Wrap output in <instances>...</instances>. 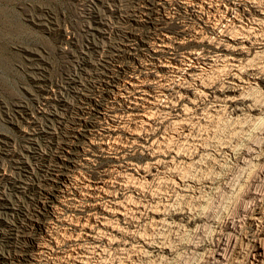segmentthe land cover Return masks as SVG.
<instances>
[{
    "label": "rangeland",
    "instance_id": "obj_1",
    "mask_svg": "<svg viewBox=\"0 0 264 264\" xmlns=\"http://www.w3.org/2000/svg\"><path fill=\"white\" fill-rule=\"evenodd\" d=\"M263 4L264 0H0V264L16 263L12 259L24 254L32 260L22 264L76 263L62 250L63 246L47 250L39 263L35 244H50L43 233L36 231L32 241L22 240V236L35 230L31 222L37 223V217L33 215L40 213L45 218L41 215L44 202L41 194L50 188L46 180L54 173L50 169L54 164L55 147L71 136V126L81 127L79 119L84 108L94 109L106 102L105 106L115 105L113 108L121 114L130 106L128 98L117 99L112 104L101 99L100 94L106 92L101 83L128 86L126 79L132 76L148 82L161 75L165 85H186L190 90L184 100L176 98L178 89L164 92L167 98H161L163 101L170 98L169 105L174 108L188 105L184 121L190 120V131L182 136L183 141L172 133L170 120L158 107L159 110L154 109L158 111H154L156 122L152 128L143 126L138 118L124 117L125 127L129 129L125 128L126 131L133 132L136 129L133 127H139L135 133L140 142L129 147L123 141L126 135L120 132L122 142L119 143L126 146L121 155L111 147L103 154L97 152L99 157L87 164L80 150H91L87 144L93 135L85 131L88 135H82L87 137L73 139L80 151L79 158L75 159L80 173L76 171L78 175L73 181L76 184L70 186L74 189L71 198L75 199L71 202L76 203V208H70L60 195L63 206L51 210L44 221L50 223L57 217L73 222L83 220L88 205L95 201L87 196L88 200L85 199L79 186L82 188L92 178L128 162L149 167L153 162L151 150L140 143L170 135V141L166 142L169 149L166 143L165 150L162 149V156L169 159L170 164L164 162L161 173L152 172L146 178L149 182L138 181L142 182V189L130 198L141 206L140 213H130L127 219H112L113 226L120 230L114 234L107 232L112 233L113 246L102 241L96 248L91 243H83L82 250L89 252L87 264L246 262L264 228V27L254 22L261 18L256 9ZM239 23L244 25L243 29ZM225 26L228 32L240 30L241 35L244 32L249 39L251 36L252 42L247 40V52L238 58L242 61L245 79L259 76L253 81L254 85L242 87L244 90H228L230 96L237 97L239 110L200 93L193 95L199 89L200 80H191L189 84L184 76L173 73V69L161 68L166 61L167 64L183 61L189 64L186 59L195 54L193 57H198L199 67L205 69V87L224 89L227 72L231 70L228 63L223 59L211 63L212 66L203 63L221 42L217 41L224 39ZM164 42L169 44L167 51L161 50L160 44ZM197 64L194 66L199 68ZM152 88L155 94L160 91ZM132 179L135 181L134 177ZM121 188L124 189L116 188L120 189L117 197L129 198L130 190L126 186ZM98 202L104 204L105 200ZM259 210L263 226L258 224V228L250 219ZM50 226L46 232L58 229ZM229 239H237L240 247L228 249ZM34 241L38 243H32ZM217 253L223 254V261H218Z\"/></svg>",
    "mask_w": 264,
    "mask_h": 264
},
{
    "label": "bare ground",
    "instance_id": "obj_2",
    "mask_svg": "<svg viewBox=\"0 0 264 264\" xmlns=\"http://www.w3.org/2000/svg\"><path fill=\"white\" fill-rule=\"evenodd\" d=\"M190 4V3H189ZM204 4H202L203 6ZM260 5V4H259ZM258 5V13L257 15H261V18H257L254 19V22L256 20V25H259L262 27H264V4L263 6H259ZM211 6V5H210ZM229 9V8H228ZM202 11V10H201ZM250 12V11H249ZM238 13V12H237ZM227 14V12H226ZM239 15V14H238ZM227 17V16H226ZM238 17V16H237ZM237 17H235L237 19ZM240 17V16H239ZM256 18V16H255ZM222 19V18H221ZM241 19V18H240ZM239 20V19H238ZM253 20V18H252ZM224 21V20H223ZM234 21V20H233ZM232 21V22H233ZM215 22V21H214ZM235 23V22H234ZM245 23V22H244ZM240 25H242V23H239ZM215 25V24H214ZM252 25V24H251ZM255 25V26H256ZM242 25V29H243ZM226 27V26H225ZM234 27V26H233ZM235 28V27H234ZM238 28V27H237ZM236 28V29H237ZM239 28H241V26H239ZM226 31H223L224 33V39L217 41L219 44H216L215 46V51L213 52V54H211L210 56L207 57V59H204V61L206 63H203L204 65H206L207 63L209 65L212 66L211 63H215L216 61H218V59H223V62H226V64L228 63L227 66L231 67L230 72H227V86L224 89H220V88H216V87H205L204 85V81H203V75L205 69L201 66L199 67V65L197 64V61L199 60L198 57H193V55L195 54H190L189 57L186 60H188L189 64H186L185 61H183L182 63L179 62H165L166 64H162L161 68H167L172 70L173 69V73H175L176 75L179 76H184V81L186 83L191 82V80H200L201 83L198 86L199 89H197V91L193 92L194 94H198L200 93V95H205L208 97H211L214 100L220 102L221 104H225L229 105L230 107L233 106V108H235L236 110H239L240 108L238 107L239 101L237 99V97L235 96H230L227 92L228 90H239V89H243L242 87H244L245 85H249L252 86L253 81L257 80V78L259 76H252L250 78H246L244 77L243 74V70L241 67V63H240V59L238 58V56L241 57L242 54H244L245 52H247V40L251 41V36L250 39L248 38L247 34H245L243 32L244 35H241L242 32L240 30H232V31H227V27L225 28ZM228 29L230 30V27H228ZM255 30V28H253ZM257 29V28H256ZM259 29V28H258ZM224 30V29H223ZM246 30V28H245ZM251 30V29H250ZM249 30V31H250ZM264 30V29H263ZM262 30V33L264 32ZM221 31V30H219ZM248 31V30H247ZM251 32V31H250ZM248 32V33H250ZM254 32V31H253ZM257 32V31H256ZM247 33V32H246ZM255 33V32H254ZM253 33V34H254ZM260 34V33H259ZM222 35V34H221ZM258 35V34H255ZM255 35H253L255 37ZM168 36V35H167ZM220 37V36H219ZM222 37V36H221ZM257 37V36H256ZM246 38V39H245ZM253 38V37H252ZM262 38V37H261ZM256 39V38H255ZM264 39V37H263ZM162 41V40H161ZM164 41V40H163ZM166 41V40H165ZM261 41V40H260ZM259 41V42H260ZM167 42V41H166ZM164 42V44H160V47L162 48V51H167L169 47V44ZM252 42V41H251ZM258 42V41H257ZM258 42V43H259ZM262 42V41H261ZM163 43V42H162ZM211 43V42H210ZM249 43V42H248ZM168 44V45H166ZM171 44V43H170ZM252 44V43H251ZM260 44V43H259ZM250 45V44H249ZM248 45V46H249ZM171 46V45H170ZM159 47V44H158ZM167 48V49H166ZM160 49V48H159ZM250 49V48H249ZM170 50V49H169ZM210 51V50H209ZM157 52V51H156ZM160 52V51H159ZM225 54H224V53ZM250 52V51H249ZM166 53V52H165ZM164 53V54H165ZM171 53V52H170ZM200 53V52H199ZM203 53V52H202ZM259 54V53H258ZM263 55V54H262ZM187 57V56H186ZM203 58V57H202ZM174 59V58H173ZM172 59V60H173ZM257 59V58H256ZM176 60V59H175ZM164 59L161 61L163 62ZM171 61V60H169ZM221 62V61H220ZM242 62V61H241ZM218 63V62H217ZM253 63V62H252ZM161 64V63H160ZM194 64H197L199 68L195 67ZM224 64V63H223ZM156 66V64H154ZM245 65V64H244ZM159 66V65H158ZM214 66V65H213ZM216 66V65H215ZM226 66V65H225ZM243 66V65H242ZM261 66V65H260ZM160 67V66H159ZM221 67V66H220ZM224 67V66H222ZM228 67V69H229ZM195 68V70H194ZM227 68V67H226ZM212 69V67H211ZM219 69V68H218ZM222 69V68H221ZM220 69V70H221ZM224 69V68H223ZM248 69V68H247ZM253 69V68H252ZM264 69V68H263ZM156 70V69H155ZM226 70V69H225ZM261 72V71H260ZM259 73V72H257ZM215 76V75H214ZM125 78V77H124ZM127 78V77H126ZM183 78V77H181ZM225 78V79H226ZM205 79V78H204ZM111 80V79H110ZM121 81V80H120ZM120 81H117L118 84ZM170 81V80H169ZM183 81V82H184ZM102 82V80H101ZM123 82V81H122ZM125 82V81H124ZM165 78L163 75L161 76H157L156 78H153L152 80L148 81L147 80H139V78H135V76L130 77V79H126V83L128 86H124V85H116L114 84V86H110L108 85H104V83H101V86L103 87V90H105V93H101L100 97L103 100H106L107 103H115L114 101H116L117 99H120V101H124L125 98H128L127 101H129L130 106H128L125 112H121V114H119L113 107L110 108L108 106H105V103L103 105L98 104L96 105L94 109H88V108H84L81 114V118L79 119V121L82 123L79 126L81 127H76L75 125L71 126L70 128V137L67 138L66 140H64V143L59 144L58 146L55 147V152L53 154V161L54 164L51 165V172L54 173H50V177L46 180L49 182V190L48 191H43V193L41 195H43V199L44 202L42 203V207L41 209L43 210V213L41 214L43 217L42 218L40 216V213H38L37 215H33L37 217V223H33L31 222V225L34 226L35 230H32L30 232H28L26 234V236H22V240L23 241H32V237L35 236V232H39L40 234H44V236L47 238V242H49L50 244H44V245H40V244H35V249L37 250V252L39 253V257H38V262L40 263V260L42 258V255L47 253V250L49 249H54L59 248L62 249L61 247H65L62 250H65V252L67 253L68 257L70 260L75 261V264H87L88 262V253L86 251H83V243H91L93 244L92 247L94 246V248L99 246V243L102 241L104 243H106L107 245H111L113 246L115 244L114 239L111 237L110 234H114V233H120V230L118 227L113 226L112 224V219L113 218H117L118 220L121 218L127 219L128 215L131 213L133 215L139 214L141 211V206L136 202L135 200L133 202L130 201V198L132 197L134 192H139L140 191V185L141 183H139L138 181H141L142 179H146L147 177H149L151 175L152 172H157V173H161L163 171V163L165 162L166 165L170 164V161L164 159V157L162 156V154L164 153V151L162 152V149L165 150L164 144L169 140V136H161L160 140L155 139V141H149L147 139H145V141L140 143V146H142L143 148H147L149 150H151V157L153 159V162H151V165L149 167H140L139 164L138 166L136 164H133L132 162H128L123 166H114V168L112 170H108L105 171L103 173V175L99 174L100 176H97L95 178H92V180L88 181L89 183L84 184V186H82V188L79 186V189H81L80 193H84L83 195H85V199L88 200V198L93 199V201H95V203L88 205L89 207L86 209V211L88 212L86 217L81 220L78 219L75 222H73V220H65L63 218L57 217V218H53L51 219L50 223H47L46 221H44V219L48 218V214L51 210L58 208L59 206H63V204L60 202V195L63 196V198H65L67 200V203L70 204V208H76V203L71 202L72 200H75L74 197L71 198L73 195V188H71L70 186L73 184V181L76 180L77 175L76 171L78 169V163L75 161V159L78 157L79 152H83V155L85 156V163L88 164L89 161H92L96 158L99 157V155L97 154V152H103L106 149H111V147H113L116 152L119 153V155H121L120 153L123 152L126 148V146L119 143V141L121 139V133H124L126 135V140L125 144H128L127 146L130 147L129 144L133 145L136 142H140L137 140V134L135 133L136 129L138 130L139 127H133V132H128L125 130V119L124 117H133L138 118L137 120L144 125L150 126L152 128L153 126V122L154 121V111H158V107H160V110L164 111L166 117H168L169 124L171 125V129H172V133L174 135H176L177 138H183L182 136H186L187 132L190 131V124L188 121L190 120H186L184 121V117L186 115V111L185 108L183 107H177L174 108L172 107V105L170 106V102H172V100L169 101H163L161 98H167L166 94H164V92H170V91H175V89H178L177 91H175V95L176 98L178 100H184L183 98H188L189 97V92L190 90L188 89V87L182 86V85H165ZM193 82V81H192ZM168 83V82H167ZM177 83V82H176ZM106 84V83H105ZM181 84V83H180ZM190 84V83H189ZM197 84V82H196ZM226 85V84H223ZM254 85V84H253ZM151 86V87H150ZM152 86H156V88H159L160 91L157 92L160 93L159 95L155 94L153 91H151L150 88H152ZM188 86V85H187ZM212 86V85H211ZM220 87H222V85H220ZM149 88V89H148ZM155 88V89H156ZM154 89V88H152ZM154 89V90H155ZM195 89V88H194ZM244 90V89H243ZM103 92V91H102ZM127 94V95H126ZM173 94V93H172ZM171 94V95H172ZM99 96V95H98ZM113 96V97H112ZM99 97V98H100ZM171 97V96H170ZM173 98V97H172ZM175 98V100H176ZM126 100V99H125ZM194 100V99H193ZM101 101V100H99ZM189 101L191 102L190 98ZM241 101V100H240ZM175 102V101H173ZM179 102V101H177ZM176 102V103H177ZM195 102V101H194ZM242 102V101H241ZM160 103H163L165 105H162ZM255 103V102H254ZM216 104V103H215ZM256 104V103H255ZM107 105V104H106ZM177 105V104H176ZM105 106V107H104ZM209 106V105H208ZM224 106V105H223ZM224 106V107H225ZM157 107V108H154ZM242 107V106H241ZM190 108V107H189ZM220 108V107H219ZM154 109H158V110H154ZM206 110V109H205ZM219 111V110H218ZM217 111V112H218ZM226 111V110H225ZM161 112V111H160ZM190 112V111H189ZM236 112V111H235ZM203 113V112H202ZM205 113V112H204ZM189 114V113H188ZM156 115V114H155ZM199 116V115H198ZM197 116V117H198ZM129 117V119H131ZM132 118V119H133ZM127 119V118H126ZM197 119V118H196ZM262 120V118H260ZM134 120V119H133ZM200 120V119H199ZM129 120H127L128 122ZM196 121V120H195ZM263 121V120H262ZM261 121V122H262ZM137 122V121H135ZM138 122V124H139ZM254 122V121H253ZM134 123V122H133ZM260 123V122H259ZM75 124V123H74ZM129 124V123H128ZM156 124V123H155ZM165 124V123H164ZM189 124V125H188ZM140 125V124H139ZM169 125V126H170ZM132 126V125H131ZM138 126V125H137ZM142 126V125H141ZM140 126V127H141ZM130 127V126H128ZM259 127V126H258ZM143 128V127H142ZM145 128V127H144ZM142 130H145V129ZM255 128V127H254ZM128 129V128H126ZM147 129H149L147 127ZM159 129V128H158ZM129 130V129H128ZM140 130V129H139ZM141 130V132H142ZM155 130V129H154ZM157 130V129H156ZM200 130V129H199ZM85 131H89L91 132V135H93V137L88 139V146L91 150H89V152L81 149L80 151L77 150L76 145L77 143H75V141L73 139L77 138V137H81L84 135H82V133H86ZM148 132L150 130H147ZM252 131V130H251ZM140 131H137V133ZM146 132V131H145ZM154 132V131H153ZM161 132V131H160ZM262 132V131H261ZM156 134V132H154ZM153 133V134H154ZM87 134V133H86ZM191 134V133H190ZM88 135V134H87ZM90 135V134H89ZM166 135V134H164ZM210 135V134H209ZM85 136V135H84ZM97 137L98 141H96V139L94 138ZM141 136V135H140ZM157 136V135H156ZM189 136V134H188ZM193 136V135H192ZM191 136V137H192ZM87 137V136H85ZM80 138V139H81ZM148 138V137H147ZM186 138V137H185ZM184 138V139H185ZM79 139V140H80ZM140 139V138H139ZM76 140V139H75ZM86 140V139H85ZM207 140V139H206ZM170 141V140H169ZM183 141V139H182ZM181 141V142H182ZM186 141V140H185ZM251 141V140H250ZM189 142V141H187ZM207 143V142H206ZM168 143H166L165 145H167ZM177 144V143H176ZM139 145V143L137 144ZM193 145V144H192ZM222 146V145H221ZM139 147V146H138ZM141 147V148H142ZM186 147V146H185ZM88 148V147H87ZM168 148V145H167ZM194 148V147H193ZM215 148V147H214ZM243 148V147H242ZM146 149V150H147ZM169 149V148H168ZM180 149V148H179ZM238 149V148H237ZM77 150V151H75ZM95 150V152H94ZM98 150V151H96ZM148 150V151H149ZM187 151V150H186ZM196 151V150H195ZM94 152V153H92ZM115 152V151H114ZM185 152V151H184ZM241 152V151H240ZM126 153V152H125ZM197 153V152H196ZM115 154V153H114ZM181 154V153H179ZM186 154V153H185ZM118 155V156H119ZM124 155V153H123ZM126 155V154H125ZM167 155V152H166ZM178 156V155H177ZM117 157V156H116ZM123 157V156H122ZM244 157V156H243ZM79 158V157H78ZM124 158V157H123ZM166 158V157H165ZM175 158V157H174ZM173 158V160H174ZM200 158V157H199ZM247 158V156H246ZM250 158V157H249ZM256 158V157H255ZM117 159V158H116ZM240 160V159H239ZM246 161V160H245ZM173 162V161H172ZM180 162V161H179ZM252 162V161H251ZM261 162V161H260ZM121 163V162H120ZM150 163V162H149ZM148 163V165H149ZM200 163V162H199ZM123 164V163H122ZM195 164V163H194ZM247 164V163H246ZM249 164V163H248ZM251 164V163H250ZM80 165H84V164H80ZM118 165V164H117ZM178 165V164H177ZM203 165V164H202ZM85 166V165H84ZM226 166V165H225ZM80 168V167H79ZM168 168V167H167ZM185 168V167H184ZM212 168V167H211ZM175 169V168H174ZM182 169V168H181ZM255 169V168H254ZM80 170V169H79ZM79 170L77 172H79ZM253 170V169H252ZM176 172V171H175ZM70 173V174H69ZM80 173V172H79ZM185 173V172H184ZM139 178L140 176V180L136 177ZM139 175V176H138ZM155 176V174H154ZM81 177V176H80ZM78 177V178H80ZM83 177V176H82ZM135 178L134 179L132 178ZM85 178V177H84ZM189 178V177H188ZM196 178V177H195ZM83 179V178H82ZM81 179V180H82ZM130 179L133 180L130 181ZM78 180V179H77ZM137 180V182H136ZM147 180V179H146ZM158 180V179H157ZM168 180V179H167ZM183 180V179H182ZM194 180V179H193ZM84 181V180H83ZM148 181V180H147ZM164 181V180H163ZM206 181V180H205ZM149 182V181H148ZM155 182V181H154ZM161 182V181H160ZM174 182V181H173ZM130 183H132V185H130ZM144 183V182H143ZM164 183V182H163ZM202 183V182H201ZM76 184V183H75ZM75 184H73L75 186ZM78 184V183H77ZM156 184V183H155ZM174 184V183H173ZM72 185V186H73ZM126 186L130 192H131V196L129 198H126V196L124 197L125 199H120L119 197H117L118 191H120V189H124L121 187ZM142 186V185H141ZM120 189H116V188ZM180 187V186H179ZM114 188L116 190H114ZM144 188V187H143ZM77 189V188H76ZM75 189V190H76ZM78 189V190H79ZM142 189V188H141ZM118 190V191H117ZM167 190V189H166ZM165 190V191H166ZM175 190V189H174ZM146 191V190H145ZM75 192V191H74ZM79 194V193H78ZM82 195V194H81ZM80 195V196H81ZM130 195V193H129ZM128 195V196H129ZM70 196V198H69ZM86 196L88 198H86ZM78 198V197H76ZM138 198V197H137ZM206 198V197H205ZM237 198V197H236ZM129 199V200H128ZM134 199V198H133ZM253 199V198H252ZM65 200V201H66ZM80 200V199H78ZM77 200V203H78ZM98 200H105L104 204H100L98 202ZM90 201V200H89ZM64 202V201H63ZM81 202H82V197H81ZM86 202V201H85ZM149 202V201H148ZM256 202V201H255ZM254 204V203H253ZM262 204V203H261ZM66 205V204H65ZM168 205V204H167ZM172 205V204H171ZM260 205V204H259ZM263 205V204H262ZM152 206V205H151ZM166 207V205H164ZM156 207V206H155ZM40 209V207H38ZM81 208V207H80ZM263 208V207H262ZM146 209V208H145ZM152 210V209H151ZM156 210V209H155ZM159 210V209H158ZM157 210V211H158ZM161 210V209H160ZM196 210V209H195ZM247 210V209H246ZM150 211V210H149ZM204 211V210H203ZM260 211V210H259ZM256 211L254 214H252L253 216L251 217V224L253 226H258V224L262 225L261 222L263 219V216H261V211ZM151 212V211H150ZM153 213H155L156 211H152ZM163 212V211H162ZM174 212V211H173ZM254 212V211H253ZM152 213V214H153ZM159 213V212H158ZM167 213V212H166ZM207 214V213H206ZM141 215V214H140ZM143 215V214H142ZM156 215V214H155ZM69 216V214H68ZM149 216V215H148ZM201 216V215H200ZM64 217V216H63ZM132 217V216H131ZM71 218V217H70ZM80 218V217H79ZM168 219V218H167ZM194 219V218H193ZM264 220V219H263ZM114 221V220H113ZM160 221V220H159ZM117 222V221H116ZM154 222V221H153ZM157 223H159L158 221H156ZM155 222V223H156ZM198 222V221H197ZM156 223V224H157ZM160 223H163L162 221ZM50 224L52 226H57L58 229H49L52 231L46 232V229L48 228V226H50ZM117 225V224H116ZM120 225V224H119ZM163 225V224H162ZM226 225V224H225ZM61 226V227H59ZM156 226V225H155ZM263 226V225H262ZM45 227V228H44ZM51 227V226H50ZM229 227V226H228ZM261 227V226H260ZM59 228H62V230H59ZM148 228V227H147ZM153 228V227H152ZM45 229V230H44ZM155 229V228H154ZM150 230V229H149ZM157 230V229H156ZM262 234L261 237L259 238V240L254 243L253 245V251L251 252V254H249L246 260V262H244L243 264H264V228L262 227ZM110 231L112 233H108L107 232ZM153 232V231H152ZM179 232V231H178ZM103 234V235H102ZM147 234V233H146ZM136 235V234H135ZM143 235V234H142ZM163 235V234H162ZM244 235V234H243ZM140 236V235H139ZM115 237V236H113ZM154 237V236H153ZM163 237V236H162ZM214 237V236H213ZM212 237V238H213ZM151 238V236H150ZM207 238V237H206ZM211 238V239H212ZM237 238V237H236ZM245 238V237H244ZM116 239V238H115ZM183 239V238H182ZM233 239V238H232ZM243 239V238H242ZM246 239V238H245ZM253 239V238H252ZM256 239V238H255ZM181 240V239H180ZM249 240V239H248ZM143 241V240H142ZM141 241V242H142ZM172 241V240H171ZM239 241V240H238ZM244 241V240H243ZM242 241V242H243ZM101 242V243H102ZM140 242V241H138ZM32 243H38L37 241H34ZM162 243V242H161ZM237 239L236 241L229 239L227 241V248L229 247L230 249H237ZM240 243V242H239ZM238 243V244H239ZM90 244V245H91ZM147 244V243H146ZM150 244V243H149ZM171 244V243H169ZM241 244V243H240ZM102 245V244H101ZM161 245V244H160ZM89 247V245H87ZM242 246V245H241ZM125 247V246H123ZM141 247V246H140ZM146 247V246H145ZM91 248V247H90ZM101 248V247H100ZM139 248V247H138ZM226 248V247H225ZM228 248V249H229ZM103 249V248H101ZM100 249V250H101ZM224 249V248H223ZM85 250V249H84ZM87 250V249H86ZM92 250V249H91ZM216 250V249H215ZM227 250V249H226ZM225 250V252H226ZM90 251V250H89ZM93 251V250H92ZM143 251V250H142ZM250 251V250H249ZM95 252V251H94ZM102 252V251H101ZM124 252V251H123ZM221 252V251H220ZM233 253V251H231ZM238 252V251H237ZM245 252V251H244ZM22 253V250H21ZM93 253V252H92ZM122 253V252H121ZM147 253V252H146ZM206 253V252H205ZM224 253V252H223ZM231 253V254H232ZM96 254V253H95ZM75 255H77V257H75ZM93 255V254H92ZM98 255V253H97ZM225 255V254H224ZM227 255V253H226ZM225 255V256H226ZM236 255V254H235ZM147 256V255H146ZM224 256V257H225ZM237 256V255H236ZM210 257V256H209ZM216 258L218 259V261H223L221 259H223V254L221 253H217ZM239 258V257H238ZM245 258V259H246ZM129 259V258H128ZM209 259V258H208ZM32 260L30 258L29 255L24 254L23 256L20 255L17 259H12V261H16V263L14 262H10L9 264H22L23 261L28 262ZM143 260V259H142ZM154 260V259H153ZM238 260V259H237ZM72 261V262H73ZM90 261V260H89ZM149 261V260H148ZM136 262V261H135ZM122 263V261H121ZM112 264V263H111ZM155 264V263H154Z\"/></svg>",
    "mask_w": 264,
    "mask_h": 264
}]
</instances>
